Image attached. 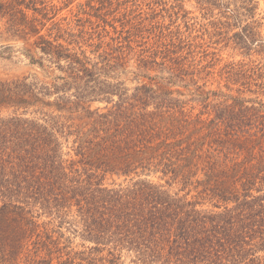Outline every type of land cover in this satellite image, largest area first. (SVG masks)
Segmentation results:
<instances>
[{
	"label": "trees",
	"instance_id": "1",
	"mask_svg": "<svg viewBox=\"0 0 264 264\" xmlns=\"http://www.w3.org/2000/svg\"><path fill=\"white\" fill-rule=\"evenodd\" d=\"M124 1L88 0L58 18L55 0H0V35L24 41L47 79L0 80V264H264L258 24L233 34L247 60L221 70L227 91L198 85L182 110L169 85L212 73L211 32L186 21L182 39L155 19L165 1ZM179 47L183 58L170 56ZM159 57L171 63L165 84L146 75L165 66ZM128 73L150 82L127 87ZM196 100L194 116L185 107ZM113 176L125 180L106 185Z\"/></svg>",
	"mask_w": 264,
	"mask_h": 264
},
{
	"label": "rangeland",
	"instance_id": "2",
	"mask_svg": "<svg viewBox=\"0 0 264 264\" xmlns=\"http://www.w3.org/2000/svg\"><path fill=\"white\" fill-rule=\"evenodd\" d=\"M88 0H55L56 3L63 6L58 14V18L61 17H72L73 14L79 12V9L82 4H85ZM125 5L124 0H120ZM163 2H154L152 5L156 11V20L161 21L166 25L170 30L180 29L182 33L181 38L183 39V32L185 33V22L189 21V23L195 24L196 29H200L199 31H195L194 34H201L205 32L206 29L211 32L210 36H206L209 46H205V49L210 52V57L216 53V64L212 68H208L212 73L206 76L204 73L201 74V77L198 80L197 85L186 84L183 80H179L177 78H173L175 83L173 85H169V89L174 91V97L179 100V104L181 109L183 110V101H187L192 97H196L197 95L194 93L196 87L198 85H203L206 83L205 91H213V90H223L227 91L225 87V81L221 76V70L224 66L231 61H242L247 60V57L242 53V51L237 47L235 43V39L233 34L235 32L241 31L242 28L248 22L256 21L255 24H258V28L261 34L264 36V0H163ZM129 4V2H127ZM145 4V3H144ZM149 5H143V10L145 12L150 11ZM245 6H254L255 12L254 17L243 15L242 19L237 20L233 17V12L240 8V11ZM119 10H122L120 6H116ZM117 10V9H115ZM226 21H230L229 25L223 23ZM3 29V20L0 19V32ZM6 36L0 35V80H13L19 79L24 76H38L39 79H45L43 71L40 67H37L30 63L29 58L26 56L24 52L25 42L22 40H7ZM179 36L176 39V42L180 44ZM181 39V40H182ZM179 51L177 54L170 56H178L183 58V50L179 48H175L174 51ZM255 58L258 57L254 55ZM166 58V57H165ZM163 61V58L159 57V63L161 62L164 65L158 64L155 65L153 70L147 71V76H151L152 82H161L164 83L161 79L164 77H172L170 69L168 67L171 66V63L167 61V58ZM132 65H135L132 62ZM130 65V69L136 70L133 66ZM167 67L166 69L162 68ZM135 67V66H134ZM192 69V68H191ZM141 77L140 81L137 76L132 73H128L127 75L121 74V79L125 81L127 87H134L137 84H141V82H150L148 77ZM174 77V76H173ZM204 77V79H203ZM196 78V77H195ZM194 94V95H193ZM106 103L103 102H95L92 104V108L103 107ZM50 112L52 109L49 107H45ZM202 104L200 101H190L188 105H186L185 110H191L193 115L196 116L202 110ZM55 114H59L57 111H53ZM37 116H40L39 113H36ZM65 115L67 113L65 112ZM207 115H203L205 118ZM69 148L65 147V151H68ZM71 150V149H70ZM71 154L73 152L71 150ZM74 156V155H73ZM75 157V156H74ZM65 159H70L71 155L66 154L64 156ZM125 180L124 177H107L104 183L106 185L112 184L115 182H122ZM154 180H159L157 177H154ZM180 185L173 186L174 190H178ZM183 194V191H182ZM48 220V218H45ZM42 221V220H41ZM55 223L48 224L49 229H52ZM66 235H72L71 229L64 228ZM74 246L79 248V245L83 243L82 239L77 236L73 238ZM89 244V242H87Z\"/></svg>",
	"mask_w": 264,
	"mask_h": 264
}]
</instances>
